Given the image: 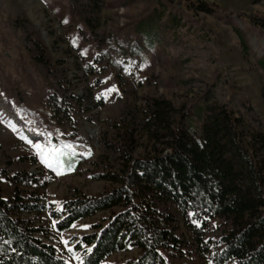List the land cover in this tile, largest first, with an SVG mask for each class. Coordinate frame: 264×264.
Returning a JSON list of instances; mask_svg holds the SVG:
<instances>
[{"label": "rangeland", "instance_id": "1", "mask_svg": "<svg viewBox=\"0 0 264 264\" xmlns=\"http://www.w3.org/2000/svg\"><path fill=\"white\" fill-rule=\"evenodd\" d=\"M179 1L0 0V191L4 195L14 186L1 169L34 174L38 184L19 189L53 208L80 191H101L106 182L95 179L90 170L100 152V133L108 127L109 117L125 118L131 125L147 89L143 84L147 75L155 76L158 93L176 103L194 99L213 85L218 100L236 114L252 109L264 127V67L258 62L264 57V29L246 16L264 18V0H208L217 5L215 12L195 15ZM159 2L180 16L181 27L139 22ZM23 14L40 31L56 76L34 58L37 52L32 35H26ZM233 27L245 35L246 56ZM88 64L93 73L87 71ZM60 84L63 99L69 102L67 109H72L53 116L56 104L51 96ZM150 148L138 131L134 154H145ZM73 157L76 160H70ZM61 164L63 174L58 175ZM19 215L41 227L37 236L53 244L64 260L79 264L82 249L76 245L102 223L107 212L82 218L63 231L55 228L48 210ZM180 225L187 242L180 250L164 252L168 263L210 264L205 241L219 232L215 223L201 241L187 232L182 220ZM138 254L137 248L116 251L100 264H116Z\"/></svg>", "mask_w": 264, "mask_h": 264}, {"label": "trees", "instance_id": "2", "mask_svg": "<svg viewBox=\"0 0 264 264\" xmlns=\"http://www.w3.org/2000/svg\"><path fill=\"white\" fill-rule=\"evenodd\" d=\"M179 3L194 15L197 11L214 13L217 7L208 0ZM246 16L264 29L262 16ZM23 21L29 30L26 35H32L34 58L56 76L40 31L25 14ZM143 21L149 27L163 24L172 29L183 24L162 2L139 19ZM232 30L241 51L248 55L244 33L236 27ZM258 62L264 67V57ZM86 69L95 70L89 64ZM143 82L147 89L131 125L125 118L109 117L108 127L100 133V152L90 170L95 179L106 182L101 191H80L53 208L19 189L38 184L34 174L1 169L14 188L9 195L0 191V264H70L53 244L37 236L41 227L19 215L45 210L58 231L107 212L102 223L76 245L82 249L79 264H100L111 253L128 248H137L138 256L116 264H169L164 252L180 250L187 242L181 220L200 241L215 223L219 232L205 241L210 264H264V127L258 116L249 108L236 114L217 99L213 85L194 99L176 103L158 93L154 75L145 76ZM61 86L51 96L56 104L53 116L72 109H67L69 102L63 99ZM75 127L79 129L78 121ZM138 131L151 146L142 155L134 154Z\"/></svg>", "mask_w": 264, "mask_h": 264}, {"label": "snow or ice", "instance_id": "3", "mask_svg": "<svg viewBox=\"0 0 264 264\" xmlns=\"http://www.w3.org/2000/svg\"><path fill=\"white\" fill-rule=\"evenodd\" d=\"M65 22H67V21H65ZM115 89H110L109 91H114ZM66 147H71L70 145H67ZM59 149H53V152H55V153H59ZM90 154V153H89ZM43 162L49 167V168H52L53 167V163L52 162H50L49 160H48V158L47 157H44L43 158ZM56 163L57 164H60V161H56ZM62 164H61V167L60 168H57L56 169V171H57V174L59 175V174H63L62 173ZM73 170V167H71V166H69L68 168H67V171H72ZM65 243H67V241H65Z\"/></svg>", "mask_w": 264, "mask_h": 264}]
</instances>
